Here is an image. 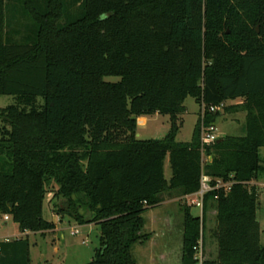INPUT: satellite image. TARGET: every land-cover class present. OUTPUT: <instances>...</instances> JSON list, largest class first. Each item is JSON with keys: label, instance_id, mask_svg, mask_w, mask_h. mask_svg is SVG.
I'll return each instance as SVG.
<instances>
[{"label": "trees", "instance_id": "trees-1", "mask_svg": "<svg viewBox=\"0 0 264 264\" xmlns=\"http://www.w3.org/2000/svg\"><path fill=\"white\" fill-rule=\"evenodd\" d=\"M0 96L16 100L0 107V213L20 232L55 231L42 215L52 193L54 214L100 228L87 264H137L133 246L150 238L143 214L165 191L197 192L204 173L232 182L204 196L217 246L204 264H264L249 186L264 176V0H0ZM187 97L199 109L240 99L225 110L245 113L243 135L202 144L199 112L178 142ZM156 113L169 116L168 134L138 139L137 118ZM218 116L205 111L203 124ZM190 208L181 264H195L200 235L205 244ZM18 243L11 258L0 244V264H29Z\"/></svg>", "mask_w": 264, "mask_h": 264}, {"label": "rangeland", "instance_id": "rangeland-1", "mask_svg": "<svg viewBox=\"0 0 264 264\" xmlns=\"http://www.w3.org/2000/svg\"><path fill=\"white\" fill-rule=\"evenodd\" d=\"M10 6V5H9ZM16 6V5H14ZM11 10L9 11L10 14ZM12 27V26H11ZM20 38V35L19 37ZM108 81H118V77H106ZM16 100L12 96H0V107H6ZM38 104L40 99H36ZM233 101H226L224 107L219 110L216 119V133L219 137L241 136L245 123V113L229 112L225 107L233 105ZM185 112L181 115V127L176 136L178 142H189L192 138L193 130L199 114V106L192 97H187L184 101ZM244 114V115H243ZM144 125L137 126V138L161 139L165 137L170 129V119L168 115L153 114L147 116ZM261 163L264 165V147L259 149ZM164 176L166 180L171 177V168L166 158L164 161ZM264 176L258 177L260 181ZM257 218L260 222L262 234L261 243H264V191L259 186ZM52 193H48L43 202L42 215L47 221L55 224L54 232L45 234L30 233L28 236H19L20 230L16 223L8 216L4 220V215L0 213V244L13 243L17 240V256L24 260L25 256L29 264H87L94 258L96 248L99 246L100 228L98 225L84 224L78 225L66 216L61 217L52 212L49 202ZM165 202L155 208L147 210L144 214L143 233L150 234V238L143 244L136 243L133 246L132 254L137 264H181L182 255V231H183V206L185 202L180 198L177 191H165L162 194ZM191 214L201 217L200 209L192 206ZM215 209L213 200L202 211L204 219V239L206 257L213 258L217 252L214 239L210 236V230L215 227ZM6 244L2 258L15 256L14 245Z\"/></svg>", "mask_w": 264, "mask_h": 264}, {"label": "built area", "instance_id": "built-area-1", "mask_svg": "<svg viewBox=\"0 0 264 264\" xmlns=\"http://www.w3.org/2000/svg\"><path fill=\"white\" fill-rule=\"evenodd\" d=\"M225 103H221L218 106H209L207 109H205L204 105H202L199 109L200 117L202 119V126H201V141L202 144H212L219 136L216 133V126L214 124L204 125L203 124V117L205 111L208 113H214L219 112L224 107ZM232 185L231 181H223L222 179H213L212 177L202 174L200 177V186L197 192L193 194H188L183 196L184 202L189 207H197L200 209L201 217H202V210L204 205V196L205 194L211 192V191H218L223 190L224 192H227ZM249 186H255L256 190L257 187L264 191V177L258 181L252 180L249 183ZM8 216H4V220H7ZM194 250V260L195 264H204L207 257H206V250H205V244L203 241L202 236L200 235V238L198 239L196 245L193 248Z\"/></svg>", "mask_w": 264, "mask_h": 264}, {"label": "crops", "instance_id": "crops-1", "mask_svg": "<svg viewBox=\"0 0 264 264\" xmlns=\"http://www.w3.org/2000/svg\"><path fill=\"white\" fill-rule=\"evenodd\" d=\"M241 102V100L240 99H236V100H234V102L232 103V104H238V103H240ZM157 114V113H156ZM244 115V114H243ZM147 119H148V117L147 116H141V117H138L137 118V126L138 125H144L145 123H146V121H147ZM214 124H216V120H215V123ZM183 196H180V198H182ZM163 202H165V200H163V198H162V202L161 203H163ZM160 203V204H161ZM56 227V226H55ZM55 230H56V228H55ZM31 232H28V231H25V232H21V233H19V236H23V235H25V236H28V234H30ZM4 241H8V239H5Z\"/></svg>", "mask_w": 264, "mask_h": 264}, {"label": "water", "instance_id": "water-1", "mask_svg": "<svg viewBox=\"0 0 264 264\" xmlns=\"http://www.w3.org/2000/svg\"><path fill=\"white\" fill-rule=\"evenodd\" d=\"M257 32H258V29H257ZM210 159V158H209Z\"/></svg>", "mask_w": 264, "mask_h": 264}]
</instances>
